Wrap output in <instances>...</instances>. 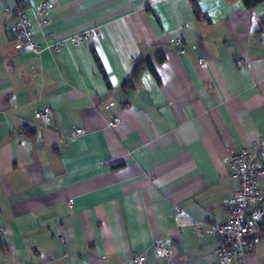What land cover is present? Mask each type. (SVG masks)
<instances>
[{
    "label": "crops",
    "instance_id": "0c3cea01",
    "mask_svg": "<svg viewBox=\"0 0 264 264\" xmlns=\"http://www.w3.org/2000/svg\"><path fill=\"white\" fill-rule=\"evenodd\" d=\"M41 1L0 0V264H220L224 158L264 169V3ZM20 11L39 54L9 34ZM250 238L264 264V224Z\"/></svg>",
    "mask_w": 264,
    "mask_h": 264
},
{
    "label": "built area",
    "instance_id": "2783aa9c",
    "mask_svg": "<svg viewBox=\"0 0 264 264\" xmlns=\"http://www.w3.org/2000/svg\"><path fill=\"white\" fill-rule=\"evenodd\" d=\"M50 11V4L47 0L41 1L38 7V15L47 17ZM47 19L42 23L46 24ZM31 22L25 12L20 11L17 14L16 22L10 27V36L26 45L33 53L39 54L43 48L33 39L30 31ZM171 46L180 45V39L169 40ZM58 49V48H56ZM206 61L204 58L198 60V66L204 67ZM239 65L244 64L241 60ZM37 120L47 123L50 118V111L43 110L35 114ZM121 124L120 119H114L107 124L109 129H113ZM84 134L83 130H75L72 139ZM229 176L236 182V190L229 201L230 219L227 223L218 226H209L220 240L222 247L217 250V256L220 264H232L234 260L240 264L246 263V257L253 252L255 241L250 238L253 230L261 224H264V198L258 193V179L264 176V169L261 163L251 156L246 150H240L235 153H227L224 158ZM254 207V208H252ZM178 215H183L177 211ZM195 227L204 226V224L191 221ZM182 226V223L178 224ZM1 232V230H0ZM155 254L159 257H170L171 251L156 246ZM143 256H133L126 264H143Z\"/></svg>",
    "mask_w": 264,
    "mask_h": 264
},
{
    "label": "trees",
    "instance_id": "16d2710c",
    "mask_svg": "<svg viewBox=\"0 0 264 264\" xmlns=\"http://www.w3.org/2000/svg\"><path fill=\"white\" fill-rule=\"evenodd\" d=\"M189 1H190L191 5L193 7L194 15L197 18H201L200 12L196 8V1L197 0H189ZM226 1L227 2H231V1H236V0H226ZM238 1H241L246 9H252V8H255V7H257V6H259V5L264 3V0H238ZM262 25H264V21L262 22ZM140 68H141V63L139 62V63L136 64V66L134 68V72L132 74V78L135 77L137 75V73H139Z\"/></svg>",
    "mask_w": 264,
    "mask_h": 264
}]
</instances>
